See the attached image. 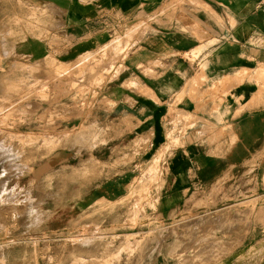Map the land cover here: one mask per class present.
Segmentation results:
<instances>
[{"label":"rangeland","instance_id":"rangeland-1","mask_svg":"<svg viewBox=\"0 0 264 264\" xmlns=\"http://www.w3.org/2000/svg\"><path fill=\"white\" fill-rule=\"evenodd\" d=\"M209 4L0 0V264H264V39ZM83 229L108 252L68 256Z\"/></svg>","mask_w":264,"mask_h":264},{"label":"crops","instance_id":"crops-1","mask_svg":"<svg viewBox=\"0 0 264 264\" xmlns=\"http://www.w3.org/2000/svg\"><path fill=\"white\" fill-rule=\"evenodd\" d=\"M114 1H121V0H114ZM130 2V0H128ZM210 1V6L213 7L214 9H217V12L220 13V15L223 17L225 21L228 20V15L231 14L234 19V27L231 33L234 34L236 39L238 38L239 40H242L247 36V34L253 33L255 35H261L262 39H264V0H209ZM261 53V60L264 62V49L259 50ZM181 66V65H180ZM188 79V73L183 67H178L173 72V76L171 79V85L173 88L176 87H182L185 82ZM238 97H243L242 99L245 100L247 103L248 101H254L255 96H252L253 93L256 92V89H252L250 86H243L239 90ZM231 108L228 111L233 110ZM237 109V108H236ZM236 112V111H235ZM186 113L187 112H183ZM189 113V112H188ZM261 113L258 112V110L253 109L250 110L248 108L242 109L239 112V116L237 117V120L239 122L238 126L241 127V123L245 122L246 125L251 123V119H254L257 125V121L260 120V115ZM200 116L199 114H197ZM229 116H232V114L227 112L226 118ZM162 117L159 120V125L162 124ZM192 123L190 125H187V133H192L190 134L191 139L186 137V141H188V145L192 148L193 144V138L194 140H199L198 138V132L199 128L203 129L202 124H200V119H191ZM208 120L205 119V121ZM203 121V120H202ZM236 121V119L234 120ZM235 123V122H233ZM204 124V123H203ZM181 125V124H180ZM253 124L251 123V126ZM197 126V130L194 131L193 135V127ZM236 126V124H234ZM190 131V132H188ZM192 140V141H191ZM195 146V144H194ZM197 161H199L197 159ZM193 162V161H192ZM200 165H196V167H199ZM204 166H208V164H205Z\"/></svg>","mask_w":264,"mask_h":264},{"label":"bare ground","instance_id":"bare-ground-1","mask_svg":"<svg viewBox=\"0 0 264 264\" xmlns=\"http://www.w3.org/2000/svg\"><path fill=\"white\" fill-rule=\"evenodd\" d=\"M24 47H27V48L33 47V49H36V43L35 42H34V44L28 43V44L24 45ZM253 77H254V80L256 79L255 83L256 82L257 83L258 82H262V85H263L262 87L264 88V64L259 66L254 71V76ZM189 89H192V88L189 87ZM191 92H192V90H191ZM231 108H233L232 105H227L226 106V111L230 110ZM239 109H237L236 112ZM84 135L85 136H89V137L91 136L89 133H85V134L82 133L79 136V139L81 140L82 139L81 137L84 136ZM79 139H78V136H70L69 141L75 143V142H79ZM67 142H68V139L66 138V143ZM88 142L89 141H87V143ZM151 169L152 168H149V171L147 172L148 174H150V170ZM63 174H66V171H64ZM119 186H120V184H116L115 188H117ZM46 193H47L46 194L47 197L44 198L46 203L50 202V201L53 202V199L55 198L54 191L53 192H47L46 191ZM31 210H32V208H29L28 212H30ZM10 211H11L10 214L12 215L14 213L13 209H10ZM39 214H41V213H39ZM38 221H39V219L37 218V216H34V219H33L32 222H38ZM89 222L90 221L84 220V221H79L78 223L81 224V223H89ZM0 223H2L1 219H0ZM9 233L10 232L7 231L5 228H1L0 229V236L1 235H7ZM5 244H7V243H5ZM180 244L181 243H175L173 246L174 247H178V246H180ZM66 246L69 248L68 256H72V257H75V258H79L82 255V253L83 254H87V255H92L94 253H97L96 250H98L100 248H103L102 253H107L108 250H109L108 244L101 239V234L96 233V232H88L85 229L81 230V234H79V235L68 237L67 240H66ZM6 250H5L6 251L5 252L6 253L5 257L2 258V261H1L2 263L1 264H20L17 261H13L12 256L10 255L12 253V250H10V249H6ZM0 252H1V254H4L3 249H2V245H0ZM197 254L199 256H204V255H207L208 253H207L206 250H200V251L197 252ZM209 254H212V253L210 252Z\"/></svg>","mask_w":264,"mask_h":264}]
</instances>
